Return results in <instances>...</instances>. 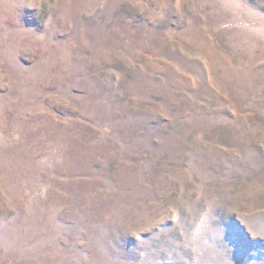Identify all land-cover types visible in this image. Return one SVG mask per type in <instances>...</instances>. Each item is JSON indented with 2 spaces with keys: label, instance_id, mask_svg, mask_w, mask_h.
I'll use <instances>...</instances> for the list:
<instances>
[{
  "label": "rangeland",
  "instance_id": "obj_1",
  "mask_svg": "<svg viewBox=\"0 0 264 264\" xmlns=\"http://www.w3.org/2000/svg\"><path fill=\"white\" fill-rule=\"evenodd\" d=\"M0 264H264V0H0Z\"/></svg>",
  "mask_w": 264,
  "mask_h": 264
}]
</instances>
